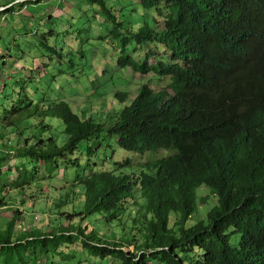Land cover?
<instances>
[{
    "label": "trees",
    "instance_id": "1",
    "mask_svg": "<svg viewBox=\"0 0 264 264\" xmlns=\"http://www.w3.org/2000/svg\"><path fill=\"white\" fill-rule=\"evenodd\" d=\"M135 2L143 10H154L150 12L154 23L161 18L162 24L150 26L144 20L133 32L104 0H88L114 24L113 37L120 39L122 47L131 42L136 46L152 43L171 52L169 61L153 64L148 63V55L141 63L123 55L117 65L169 82L158 91L143 85L116 113L111 127L73 111L63 101L36 99L38 77L23 66L18 71L19 62L14 63L16 75L22 77L18 80L14 75L15 82L14 78L5 82L0 91L1 95L7 88L10 91L3 116H11L0 140L11 135L19 148L14 174L10 175L6 163L0 209L6 204L5 188L14 193L29 189L22 198H34L46 176L52 179L62 167L79 168L74 155L84 142L88 168L76 173L74 184L83 189L82 211L77 214L89 220L90 229L70 224L43 234L30 226L11 240L20 212L14 210L0 232V264H36L40 254H63L74 241L105 264H264V0ZM41 45L50 60L63 62L55 46ZM63 64L66 71L73 69ZM16 92L17 99L11 102ZM114 97L123 103L127 94ZM110 137L116 138L120 150L134 154L161 149L175 153L146 163L137 175L115 174L130 162L125 159L106 170L103 161L92 165L87 160ZM202 186L217 204L204 220L186 226L198 212L197 189ZM62 204L57 199L53 206L59 209ZM44 206L50 208L48 203ZM126 211L135 215L130 217ZM124 214L129 219L127 235L107 237L109 223ZM170 215L176 218L172 226ZM94 216L99 232L92 226ZM124 242L133 250H124ZM64 254L60 260L67 258Z\"/></svg>",
    "mask_w": 264,
    "mask_h": 264
},
{
    "label": "rangeland",
    "instance_id": "2",
    "mask_svg": "<svg viewBox=\"0 0 264 264\" xmlns=\"http://www.w3.org/2000/svg\"><path fill=\"white\" fill-rule=\"evenodd\" d=\"M38 1L40 2L36 4ZM104 1L110 11L118 16L127 28H134L133 32L137 31L144 20L150 26L162 24L161 18L154 23L150 15V12L154 13V10H143L135 0ZM11 6L13 9L8 10ZM160 7L166 9L165 5ZM114 29V24L107 19L99 6L89 5L88 0H0V91L13 78L15 82L14 75L17 78L22 77L21 73L16 75L14 70L18 67L19 71L23 66L28 70L32 69L34 72L31 74L36 79L38 77V88L34 90L36 99L45 98L47 102L63 101L68 103L73 111L84 113L86 117L94 116L95 121L104 124L105 128L111 127L110 121L114 119L116 113L135 98L143 85L148 84L158 91L169 82L167 78L156 77L152 73L139 74L128 67L120 68L117 65L119 57L128 55L135 60L140 59L139 63H141L148 55V63L153 64L158 60L169 61L171 53L165 46L152 43L136 46L134 42H131L122 47L120 39L113 37ZM50 31L55 32V36H49ZM123 36L130 37L129 34ZM42 42L51 47L55 46L62 61L70 64L73 69L66 71L63 62L58 63L55 58L50 60L51 56L41 45ZM68 58L71 62H67ZM3 61L6 63L3 64ZM14 63L18 65L16 64L15 67ZM9 93L7 88L4 94H0V133L4 131L6 119L11 117L7 114L3 116L4 109H7V102L4 100ZM115 93H126L125 101L118 102L114 97ZM16 94L17 92L13 95L11 102L17 99ZM53 121L56 122V120ZM31 134L29 132L28 136ZM57 134L62 138L59 132ZM85 147L86 143L82 142L74 155L79 160V168L62 167L63 170L61 169L57 176L49 180L46 176L47 180L41 181L39 188H36L37 196L30 198L34 204H30L27 196L24 198L21 196L25 191L29 193V189L22 191L18 189L14 193L13 190L5 188L3 195L6 197V204L0 209V232L4 229L5 220L10 218L14 210L20 212L13 224L11 240H14L23 228L28 229L30 226L33 230L39 228V232L43 234L49 233L51 229H67L66 227L70 224L73 226L78 224L89 230V220L77 214L82 211L83 189L74 184L76 173H83V168H88L83 156ZM17 148H19L17 142L11 135L0 140V160L5 161V164L4 162L0 164V166L4 165L0 168L3 170L0 176L2 187L6 186L3 180L6 177L3 175L7 171L6 168L10 167V175L15 173L13 165L17 162L15 160ZM174 153L172 149H161L134 154L120 150L116 144V138L110 137L104 138L94 148L95 155L87 160L92 165L97 160L99 163L103 161L102 168L111 170L115 167L114 163L127 159L130 162L129 167H120L114 173L137 175L135 173H138L146 163L169 157ZM19 165L22 166L20 163ZM10 175H7L8 179H12ZM135 195L140 197L138 192H135ZM57 199L63 201L59 209L53 206L54 200ZM197 202L198 212L186 226H192L197 221L204 220L207 212L217 204L214 195L204 186L197 189ZM45 203L50 204V208H46ZM125 214L132 217L135 212L126 211ZM125 214L117 221L109 223L107 232L104 233L107 237L110 234L127 235L129 219L125 217ZM175 219L174 215H170V226ZM92 226L95 231H100L96 216L93 217ZM67 247L69 248L61 251L67 256L64 260H60L63 254L47 253L40 254L36 264H105L104 261L89 256L87 250L81 249L75 241L65 246ZM122 248L126 251L133 250L125 242L122 243ZM108 261L109 259L107 263Z\"/></svg>",
    "mask_w": 264,
    "mask_h": 264
}]
</instances>
